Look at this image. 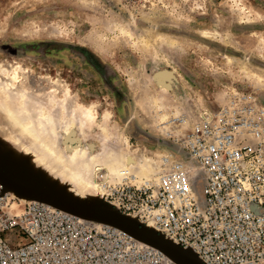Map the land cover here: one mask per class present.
<instances>
[{"label": "rangeland", "instance_id": "1", "mask_svg": "<svg viewBox=\"0 0 264 264\" xmlns=\"http://www.w3.org/2000/svg\"><path fill=\"white\" fill-rule=\"evenodd\" d=\"M160 75L169 76L165 87ZM245 93L264 106V0H0V169L22 181L42 178L37 186L71 201L103 206L99 176L121 182L116 171L127 155L137 161L126 172L135 173V182L158 180L185 159L174 139L191 130L196 112ZM89 107L93 123L81 128L76 115ZM178 115L187 123L177 125ZM44 116L52 119L48 133L57 152L66 151L71 136L87 155L100 152L81 171L98 184L87 201L66 179L59 189L43 182L60 175L44 174L40 148L35 154L23 148L35 140L23 130L40 133ZM65 123L77 130L67 135Z\"/></svg>", "mask_w": 264, "mask_h": 264}, {"label": "built area", "instance_id": "2", "mask_svg": "<svg viewBox=\"0 0 264 264\" xmlns=\"http://www.w3.org/2000/svg\"><path fill=\"white\" fill-rule=\"evenodd\" d=\"M174 122L184 125L186 117ZM174 142L194 165L187 188L169 187L186 166L180 160L158 180L129 175L104 185L106 204L154 225L204 264H264V106L241 94L200 113ZM0 264L181 263L121 228L16 198L0 184Z\"/></svg>", "mask_w": 264, "mask_h": 264}, {"label": "bare ground", "instance_id": "3", "mask_svg": "<svg viewBox=\"0 0 264 264\" xmlns=\"http://www.w3.org/2000/svg\"><path fill=\"white\" fill-rule=\"evenodd\" d=\"M160 73V72H159ZM167 74V73H166ZM168 75V74H167ZM155 76V75H154ZM18 77H19V73L18 72H16L14 75H13V79L14 80H18ZM157 78H159V77H157ZM168 79H169V76H166V75H160V78L159 79H157V82L159 83V84H161L162 86H164V84L166 83V85L168 84L167 82H168ZM170 81V80H169ZM169 86V85H168ZM165 87V86H164ZM170 88V87H169ZM59 103H60V107L61 106H64V108H65V105H67V99L66 98H62V99H59ZM6 109V112L11 116V117H13V119L16 117L15 116V114L14 113H12L11 112V110L9 109V108H5ZM79 110V112H80V109H78ZM82 111V113L80 112V116H77L76 115V117H77V119L78 120H76V121H78V125L77 126H80L81 128L82 127H84V128H87V127H89V125H91L92 123H93V117H94V108L93 107H89V108H85V109H83V110H81ZM179 116V115H178ZM52 117V116H51ZM177 117V116H176ZM175 117V118H176ZM75 118V117H74ZM16 119V118H15ZM73 119V118H72ZM76 119V118H75ZM44 120H46L47 121V123H46V126L45 127H42V128H40L41 130H40V133H39V131H37L35 128H33V133H32V128L31 127H29L28 129L26 128V129H24L23 131H28L29 133H30V135L32 136L33 135V137L35 138V140L33 141V149H32V144L30 145V144H25L24 145V147L23 148H25V150L26 151H29L30 153H33V154H35L34 153V147H36V148H40L39 150H40V152H41V154L39 155L40 157H38V159L37 160H41V161H43V162H46V163H48V164H45V166H47L46 167V169L45 170H43V172H44V174H48L49 172H51V170H56L58 173V175H60L59 177V179H58V181H55V179L54 180H51V181H48V180H44L43 182H46L47 184H51V185H55L56 187H58V189L61 187V181H63L64 179H66V180H68L70 183H73V185H75L74 187H77V188H79L78 190H79V192H78V194L79 195H81L84 199H82V200H84V201H87L86 199H87V196H86V193H91V192H96L97 191V182H95V181H93V180H91V179H89V178H87V175H83V173L81 172L83 169L84 170H87V169H89L92 165H93V162H94V160L96 161V159H97V156H98V154L100 153V152H98V153H96L97 151H92L89 155H87L86 154V152H85V149H84V147H82L83 145H82V141H81V139H79L78 137H76V136H71L72 134H71V132H73V130L74 131H76L75 130V125L73 124L74 123V121H73V123H65L66 125H65V128H66V130H65V133L68 135V134H71L70 136L71 137H69V138H67V140H65V148H66V151H59V152H57L56 151V149H55V144H54V142H52L51 140H50V137H49V133H48V129H49V122L50 121H52V119H50V117L49 116H44ZM45 121V122H46ZM49 121V122H48ZM72 121V120H71ZM21 122V121H20ZM39 122V121H38ZM53 124V123H52ZM40 125V124H39ZM45 125V124H44ZM27 126V125H26ZM64 126V125H63ZM24 127V126H23ZM20 128H22V127H20ZM25 128V127H24ZM80 128V129H81ZM104 128V127H103ZM23 129V128H22ZM102 130V129H101ZM105 131H107V130H105ZM104 131V132H105ZM53 132V131H52ZM106 133V132H105ZM74 134V133H73ZM103 134V133H102ZM110 134V133H109ZM24 135V134H23ZM22 135V136H23ZM46 136V137H42V136ZM84 137V136H83ZM88 137V136H87ZM107 137H108V135H107ZM22 138V137H21ZM26 138V137H25ZM55 138V137H54ZM86 138V137H85ZM99 138H101V137H98V139ZM109 138V137H108ZM24 139V138H23ZM27 139V138H26ZM25 139V140H26ZM30 140H33V139H30ZM108 140V139H107ZM29 141V140H28ZM106 141V140H105ZM96 142V141H95ZM103 143L104 144V142L102 141V140H100V143ZM5 143V142H4ZM107 143V142H106ZM106 143H105V145H106ZM24 144V143H23ZM102 144V145H103ZM104 146V145H103ZM106 146H108V145H106ZM106 146H104V147H106ZM4 147V146H3ZM8 147V152L10 153V156H12V157H14L13 155L15 154V155H17L15 152H13V151H16L17 149H16V146H13V147H10V145L9 146H7ZM93 147L94 146H92V149H93ZM104 147H102V146H100L99 147V149L100 148H102V149H104L103 150V152L101 151V149H100V151H101V153H104V155L103 156H105V150H107L106 148H104ZM109 147V146H108ZM10 148V149H9ZM127 148V147H126ZM33 150V151H32ZM58 150V149H57ZM109 150V149H108ZM111 150V149H110ZM35 152H37V151H35ZM108 153H110V155H111V153L112 152H108ZM117 153V152H116ZM113 155H114V153H112ZM182 154V153H181ZM106 155H107V152H106ZM109 155V154H108ZM124 155V154H123ZM126 155V154H125ZM103 156H101V154H100V157H103ZM115 156V155H114ZM116 156H117V154H116ZM125 157V156H124ZM123 157V158H124ZM15 158V157H14ZM26 158V157H25ZM35 158H37V156L35 155ZM105 158H111V157H105ZM145 158V157H144ZM104 159V158H103ZM125 159V158H124ZM19 160V159H18ZM113 160H115V162L116 161H118V160H120V157H114L113 159H112V161ZM126 161V163L125 164H123V165H118L120 162L118 161V164H116V165H118V166H121L120 168H118V170L116 171V175L117 176H119V177H122L123 175V179H125L126 177H127V175L128 174H126V172H127V170H131L133 167H135L136 165H137V161H136V159L134 158L133 159V157L131 158L130 156H128L127 155V157H126V159H125ZM169 160V162H170V158L169 157H167V156H165V157H163V162H166V161H168ZM143 161V160H142ZM146 161V160H145ZM97 162V161H96ZM95 162V163H96ZM146 162H148V161H146ZM145 162V163H146ZM169 162H167V163H169ZM182 162L186 165L185 167H184V165L177 171V172H175V174H173V176H172V181H173V185H171V186H169L170 187V189H171V191H173L174 193H178L177 192V190L178 189H180V187H183V188H185L183 185H185L186 184V179H187V176H188V174L190 173V170H194V165L191 163V164H186L184 161H183V159H182ZM53 163V165H51ZM107 163H109V161L107 162ZM114 163V162H113ZM112 163V164H113ZM142 163V162H141ZM188 163V162H187ZM109 164H111V162L109 163ZM108 164V165H109ZM109 165V167L108 168H110V169H113V167L115 166V164L114 165ZM122 164V163H121ZM148 167V166H147ZM51 168V169H50ZM116 168V167H115ZM141 168V167H140ZM142 168H145V166H143ZM190 169V170H189ZM13 170V169H12ZM142 170V169H141ZM146 170V169H145ZM164 171V170H163ZM8 175H11V174H9L7 171H5ZM17 172V171H16ZM60 172V173H59ZM5 173V174H6ZM19 173H20V171H19ZM85 173V172H84ZM129 175H131L132 176V178H134L135 179V181H136V176L135 175H133V174H129ZM128 175V176H129ZM12 176V175H11ZM13 178H15V180L16 181H18V182H21V183H23L24 182V185H30V186H32V187H35V188H39V189H43V190H47V191H51L50 193L51 194H54V195H57L55 192L56 191H53V190H50L49 188H40L39 186H37L36 184H37V182H38V180L39 181H41L42 180V178L41 179H35V178H31V179H29V178H27V180L28 181H22V180H20V179H18V178H16V176H12ZM32 177V176H31ZM45 177H46V175H45ZM100 178V181H101V185H102V190H103V188H104V185H108V184H110V182L106 179V177H105V175L104 174H101V176H99ZM123 179H122V181H123ZM146 180H148V179H146V178H144L143 179V181H146ZM30 181V182H29ZM64 183H65V181H63ZM41 183V182H40ZM0 184H2L3 186H5V184L0 180ZM35 185V186H34ZM46 186V185H45ZM71 190L72 191H74V188L72 187L71 188ZM10 192H11V194L14 196V197H16V198H20L18 195L19 194H17L15 191H12V190H9ZM104 192V191H103ZM105 195V192L103 193V196L102 197H105L104 196ZM57 196H60V198H62V199H66V198H64V197H62V195H60V194H58ZM20 199H22V200H24V198H20ZM27 200V199H26ZM66 200H68L69 201V199H66ZM70 202H74V201H71L70 200ZM77 205H79V206H90V207H92V208H96V209H99L98 207V205H89V204H83V203H77V202H75ZM103 203L105 204L106 202L103 200ZM103 204V206H101L102 207V209H107L108 207H110V206H107V205H104ZM113 210V209H112ZM114 212H115V210H114ZM118 216H120L121 218H123L124 220L126 219V220H130L131 222H134V223H140V224H142L138 219H137V217L135 216V215H125V214H118ZM144 227H146V229H147V231H149L150 233H152V234H155V233H158V234H160V235H162L163 237H164V235H163V233H161L154 225H152V224H148V225H145V224H142ZM165 238V237H164ZM166 240H168V241H170L169 239H167V238H165ZM170 242H172V241H170ZM172 243H174V242H172ZM175 244V243H174ZM176 245V244H175ZM187 250H189V251H191L190 249H187ZM193 254H195L193 251H191ZM177 258V257H176ZM179 260H181V261H184V260H182V259H179ZM186 263V262H185ZM189 263V262H188Z\"/></svg>", "mask_w": 264, "mask_h": 264}, {"label": "water", "instance_id": "4", "mask_svg": "<svg viewBox=\"0 0 264 264\" xmlns=\"http://www.w3.org/2000/svg\"><path fill=\"white\" fill-rule=\"evenodd\" d=\"M5 173L6 172L4 170L0 169V180L5 184V190L15 191L17 194H19L20 198L40 201L53 207L75 214L83 219L99 223H106L121 228L134 236L136 239L163 250L167 255L176 259L181 264H186L185 262H189L190 264H204L202 260L191 251L175 245L174 243L166 240L162 235L158 233H150L149 231H147L146 227H144L139 222L134 223L130 220H124L123 218L118 216V214L120 213H118L116 210L114 212V209L106 203L103 204L110 206L106 211H100V209H102L101 206L98 207L99 209L92 208L86 205L79 206L75 202H70V200L68 201L66 199H62L60 198V196L51 194L47 190L35 188L27 184L24 185V182H18L11 175ZM179 259H182L184 261H181Z\"/></svg>", "mask_w": 264, "mask_h": 264}, {"label": "crops", "instance_id": "5", "mask_svg": "<svg viewBox=\"0 0 264 264\" xmlns=\"http://www.w3.org/2000/svg\"><path fill=\"white\" fill-rule=\"evenodd\" d=\"M210 109H212V107H209V106H205V107H202V108H200L196 113L197 114H200V113H202L203 111H205V110H210ZM184 115V114H183ZM187 123V122H186ZM180 126V125H179ZM163 161V160H162ZM168 164V163H167ZM164 165V164H163ZM166 165V164H165ZM129 174H133V175H135V173H133V172H131V173H129ZM128 174V175H129ZM127 175V176H128ZM136 176V175H135ZM112 179V180H111ZM110 183L111 182H113V183H115V181H116V179L115 178H109V179H107Z\"/></svg>", "mask_w": 264, "mask_h": 264}, {"label": "snow or ice", "instance_id": "6", "mask_svg": "<svg viewBox=\"0 0 264 264\" xmlns=\"http://www.w3.org/2000/svg\"><path fill=\"white\" fill-rule=\"evenodd\" d=\"M184 187H185V188H187V187H188V185H187V184H185V185H184ZM106 210H107V209H100V211H106ZM262 243H264V240H262Z\"/></svg>", "mask_w": 264, "mask_h": 264}]
</instances>
